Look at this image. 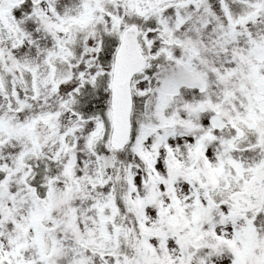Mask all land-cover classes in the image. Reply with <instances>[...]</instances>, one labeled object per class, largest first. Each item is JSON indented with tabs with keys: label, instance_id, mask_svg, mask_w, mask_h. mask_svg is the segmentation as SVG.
Listing matches in <instances>:
<instances>
[{
	"label": "snow or ice",
	"instance_id": "6c2138e0",
	"mask_svg": "<svg viewBox=\"0 0 264 264\" xmlns=\"http://www.w3.org/2000/svg\"><path fill=\"white\" fill-rule=\"evenodd\" d=\"M0 264H264V0H0Z\"/></svg>",
	"mask_w": 264,
	"mask_h": 264
}]
</instances>
